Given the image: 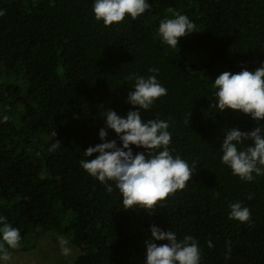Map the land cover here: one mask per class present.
<instances>
[{
  "label": "trees",
  "instance_id": "1",
  "mask_svg": "<svg viewBox=\"0 0 264 264\" xmlns=\"http://www.w3.org/2000/svg\"><path fill=\"white\" fill-rule=\"evenodd\" d=\"M148 3L143 15L106 27L95 20L92 0H0V115L9 116L0 123V215L22 237L9 251H29L54 232L78 249L68 264H145L155 224L180 239L195 237L201 264H264V176L241 181L221 164L219 148L223 129L249 131L256 121L211 106L219 74L264 63V0ZM174 12L187 15L196 32L171 48L158 28ZM192 51L198 63L186 59ZM152 67L167 95L142 118L170 121V148L192 166V177L150 213L124 209L118 190L109 194L79 161L102 142L105 110H135L126 102L134 83L128 74L147 76ZM53 143L60 147L51 150ZM237 200L251 210L250 222L228 219Z\"/></svg>",
  "mask_w": 264,
  "mask_h": 264
},
{
  "label": "clouds",
  "instance_id": "2",
  "mask_svg": "<svg viewBox=\"0 0 264 264\" xmlns=\"http://www.w3.org/2000/svg\"><path fill=\"white\" fill-rule=\"evenodd\" d=\"M148 0H92V12L97 22L104 26L119 24L126 17L136 19L148 10ZM5 15L0 9V16ZM194 22L187 16L174 12L172 18L161 20L158 35L161 43L176 48L179 39L195 31ZM150 75L129 73L127 79L134 81L126 102L134 106L126 115L115 110H105V127L98 131L101 143L89 146L80 159V167L92 178L104 185L111 194L118 190L122 195L124 209L139 207L153 212L160 202L183 190L192 177V166L179 154L173 155L170 121L164 119L142 118V112L151 109L158 98L167 95L157 76L159 69H149ZM215 90L211 106L215 112L225 109L240 111L249 115L256 126L249 131L238 128L223 129L220 140V162L231 170L233 176L241 181L253 182L264 176V63L254 71L246 68L237 73L224 71L213 79ZM214 112V113H215ZM7 114L0 115V123L7 122ZM108 130H113L116 138L108 139ZM251 140L248 144L246 141ZM144 149L135 151L133 149ZM53 143L51 150L59 148ZM94 153H98L93 159ZM254 194H249L252 199ZM228 219L243 223L251 221V210L242 201L228 205ZM151 236L145 243V264H201L199 241L192 235L178 238L172 230H163L153 224ZM63 254H70L69 240L57 236ZM166 241V243H157ZM20 230L0 215V264H7L11 259L10 249L21 246ZM208 246L213 247L212 241ZM228 246L226 253L230 255Z\"/></svg>",
  "mask_w": 264,
  "mask_h": 264
},
{
  "label": "rangeland",
  "instance_id": "3",
  "mask_svg": "<svg viewBox=\"0 0 264 264\" xmlns=\"http://www.w3.org/2000/svg\"><path fill=\"white\" fill-rule=\"evenodd\" d=\"M186 59L192 63H198L200 56L194 51L186 54ZM58 235L54 232H48L41 236L36 243L35 248L29 251L11 252V259L7 264H68L78 254V249L70 242L68 247L71 249L70 254L65 255L57 240ZM65 237V236H63ZM66 238V237H65ZM67 239V238H66Z\"/></svg>",
  "mask_w": 264,
  "mask_h": 264
}]
</instances>
